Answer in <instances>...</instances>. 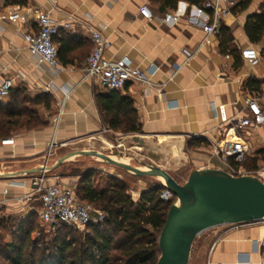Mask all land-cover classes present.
<instances>
[{
  "label": "crops",
  "instance_id": "crops-1",
  "mask_svg": "<svg viewBox=\"0 0 264 264\" xmlns=\"http://www.w3.org/2000/svg\"><path fill=\"white\" fill-rule=\"evenodd\" d=\"M207 1L214 0H201L199 4L179 0L176 9H163L152 0H0V81L12 77L14 89H23L31 97H50L48 108L43 103L37 107L45 125L0 138V174H13L0 177V216L22 223L38 215L41 193L34 182L42 176L44 166L52 168L80 143L93 144L80 150H101L99 140L108 142L110 136L143 139L156 152L153 156L159 163L154 164L163 168V153L181 147L185 151L182 165L192 162L193 169L227 171L232 166L240 175L254 174L264 180V56L257 65L242 57V50L248 47L261 51L260 44L249 40L245 23L250 14L260 11L264 0H253L243 12L233 13L231 8L229 14L218 18V23L233 33L229 46L240 53L239 67H235L232 55L221 51L219 34L212 37L211 44L204 42V24L215 21L212 11L205 7ZM143 4H149L152 19L141 16ZM221 5L226 7L228 3ZM29 8L48 12L58 25L54 42L62 70L41 62L29 51L25 35L38 30L34 19L9 20L13 11ZM169 11L180 14L177 24L164 22ZM92 30H99L106 38L108 58L127 57L142 70L153 64L159 66L151 76L153 85L130 82L118 90L119 95L132 98L140 132L109 126L107 117L112 113L101 102L114 103L117 97L110 98L112 89L103 88L82 71L94 46ZM251 79L258 81L251 85L254 89L248 86ZM160 85L162 92L157 90ZM247 96L258 99L263 110L259 118L247 109ZM9 101L10 96L0 102ZM242 117H250L253 122L237 130L233 122ZM228 140L247 144L249 157L245 162L230 159L227 164L214 152L216 144ZM51 142L55 147L50 148ZM78 162L81 160H74ZM96 163V176L104 178H99L95 186L103 190L115 175ZM66 166L64 162L46 172L43 186L61 182L77 188L80 177L64 170ZM148 187L140 180L131 187L132 198L138 200ZM205 240L190 258L192 264H247L248 259L264 264V221L214 227Z\"/></svg>",
  "mask_w": 264,
  "mask_h": 264
},
{
  "label": "trees",
  "instance_id": "trees-1",
  "mask_svg": "<svg viewBox=\"0 0 264 264\" xmlns=\"http://www.w3.org/2000/svg\"><path fill=\"white\" fill-rule=\"evenodd\" d=\"M163 9H176L179 0H152ZM201 0H193L200 3ZM253 0H236L233 13L243 12ZM245 32L253 44L261 45L264 56V2L260 11L248 16ZM220 48L235 59V67L241 65L240 53L231 49L233 33L225 24L219 27ZM257 80L248 81L252 88ZM12 88L10 101L0 102V138H8L12 133L23 129L43 126L46 122L39 115L38 105L50 106L49 95L31 97L23 89ZM254 89V88H252ZM256 89V88H255ZM119 89H112L114 103H102L111 111L107 117L109 126L123 132H140L133 100L127 95H119ZM74 175L80 177L76 188L79 200L90 203L95 210L105 213L102 220L89 224V231L75 234L77 230L60 225L54 231L51 248L49 242L44 250L37 238L36 216L22 223L0 216V259L4 264H157L161 250L159 236L164 227L168 212L176 197L165 201L160 197L162 184H152L142 192L138 200L129 193L127 183L113 176L108 186L97 189L94 181L95 170ZM42 253L39 248L41 246ZM51 249V250H50ZM49 251H52L51 253ZM45 253V254H43ZM55 255V257H52ZM1 262V261H0Z\"/></svg>",
  "mask_w": 264,
  "mask_h": 264
},
{
  "label": "built area",
  "instance_id": "built-area-1",
  "mask_svg": "<svg viewBox=\"0 0 264 264\" xmlns=\"http://www.w3.org/2000/svg\"><path fill=\"white\" fill-rule=\"evenodd\" d=\"M222 2L228 3V6L223 7L221 5ZM235 4L236 0L205 2V7L210 9L215 17V21L206 22L203 26L206 33L205 43L211 44L212 37L219 34L220 24L218 23V18L229 14ZM139 11L142 17L149 20L153 18V12L149 4H143ZM180 17L177 11H169L164 16V22L177 24L180 21ZM31 19L36 21L38 30L25 35L29 51L34 56H37L41 62L52 68L62 70L64 67L60 62L59 50L54 42V36L58 32V25L52 20L50 14L40 10L34 12L29 8L27 10H15L9 15V20L12 22H27ZM91 39L94 46L82 68L86 76L95 78L103 88L107 89L123 90L130 82L153 85L151 76L158 70V65L153 64L149 69L142 70L135 67L127 57L120 60H112L105 54L107 40L99 30L91 31ZM242 57L253 65L259 64L262 60L261 51L256 47L243 49ZM14 83V78L12 77H6L0 81V101H4L9 97ZM157 90L162 92L163 86H157ZM244 103L252 116L259 118L263 114V110L256 97L247 96L244 99ZM252 122L253 120L250 117H242L237 118L233 124L237 130H243L251 126ZM55 145L54 142H51L50 148L55 147ZM214 152L227 164L230 159L234 162L243 163L249 157V148L243 140H228L224 144H216ZM43 169L42 176L37 178L34 183L41 193L40 218L44 223L52 227L60 225L86 227L104 218L105 213L103 211L95 210L90 203L79 200L76 195V188L61 182H56L47 187L43 186L46 178L45 174L49 169L48 165L46 164ZM229 169L230 173L240 175V171L232 166ZM160 197L165 201H169L176 196L171 190L163 188ZM94 210L98 214L96 220L92 216ZM260 221H264V219ZM246 263L254 264L250 259Z\"/></svg>",
  "mask_w": 264,
  "mask_h": 264
},
{
  "label": "water",
  "instance_id": "water-1",
  "mask_svg": "<svg viewBox=\"0 0 264 264\" xmlns=\"http://www.w3.org/2000/svg\"><path fill=\"white\" fill-rule=\"evenodd\" d=\"M82 155L101 159L136 176L155 174L163 179V187L175 194L176 200L159 236L161 254L157 264H189L195 239L207 229L264 219V180L257 175H235L220 168H196L185 183H180L168 170L152 162H142L141 169L95 150L69 152L47 171ZM12 175L0 174V177Z\"/></svg>",
  "mask_w": 264,
  "mask_h": 264
},
{
  "label": "rangeland",
  "instance_id": "rangeland-1",
  "mask_svg": "<svg viewBox=\"0 0 264 264\" xmlns=\"http://www.w3.org/2000/svg\"><path fill=\"white\" fill-rule=\"evenodd\" d=\"M258 47V45H257ZM260 47V46H259ZM129 136H110L108 139V142H103L101 143V141L99 140L98 145H101V150H95V151H99V152H103L105 154L110 155L113 159L115 160H121V161H127L129 164L133 165V166H137L140 168H143V164L142 162H146V163H159V160L155 159L153 154L156 153L154 151H152V149H149L147 147V144L144 142L142 145H138V146H129V145H125L124 141L129 139ZM137 136V135H134ZM140 137V136H139ZM127 138V139H126ZM143 140V139H142ZM91 142H84V143H80L78 145H73L71 147V149H69V152H73V151H77L80 150L83 147H91ZM162 151L165 149L164 147L161 148ZM151 150V152H150ZM172 150H167V152L163 153V162H164V167L165 169H167L180 183H185L186 180L189 177L190 172L193 170V163L191 162L188 165H182V163L185 160V157L183 155V162H181L179 165L175 166L173 160L170 158L171 156V152ZM188 151V150H187ZM67 152V153H69ZM185 151L184 150H180V153L183 154ZM66 153V154H67ZM166 158L168 159V161L166 160ZM81 160V162L78 163H74V160ZM83 160V161H82ZM96 162H100L101 166L105 168V171L111 172L113 173L115 176L123 179L128 187H129V193L132 194L131 191V187L133 185H136L140 182V180H142L143 182L147 183L149 186L152 184H162V180L159 176L157 175H146L148 177H138L136 175H133L131 172H129L128 170H125L124 168H121L119 166H115V165H111L108 164L106 162H104L101 159L95 158V157H91V156H78L75 157L69 161H66L67 166L65 167L64 170L66 171H70V172H76L77 170L81 171V172H86L88 170H93L96 168H98V164ZM166 162H168L169 164H167ZM76 167L78 169H76ZM104 172V171H102ZM94 181L97 182V180H99V178H104V175H97L96 173L94 175ZM40 205H42V202L40 201ZM93 219L96 220V218H98V214L97 212L94 210L92 213ZM36 231L37 233L35 234V238H37V240L39 241V243L43 246L44 245V250L46 249V245L47 242H49V248H51V243H52V239L54 237V231H56V227H52L46 223H44L41 218H40V213L36 216ZM75 230H77L75 232V234L79 233V234H84L86 232L89 231V226L86 227H72ZM213 230V228L207 229L204 232H202L199 236H197V238L195 239L194 243H193V247H192V251H191V255L190 258H192V256H195V253L198 251L199 247L202 245L201 243H204L205 237L208 236L209 233H211ZM40 245V246H41ZM39 248V253H42V248ZM51 250V249H50ZM50 253L52 251H49ZM45 254V253H43ZM52 257H55V255H53ZM0 264H4L2 262V260L0 259ZM189 264H192L191 259L189 260Z\"/></svg>",
  "mask_w": 264,
  "mask_h": 264
},
{
  "label": "bare ground",
  "instance_id": "bare-ground-1",
  "mask_svg": "<svg viewBox=\"0 0 264 264\" xmlns=\"http://www.w3.org/2000/svg\"><path fill=\"white\" fill-rule=\"evenodd\" d=\"M124 144L125 145H129V146H138V145H142L143 143H142L141 139L140 140H135L134 138H131V139L129 138V139L125 140ZM178 146H179V144H178ZM180 149H181V147H180ZM180 149L179 148H174L173 151L171 152L170 158L173 160L175 166H177L181 162H183V154L180 153ZM161 180H163V179L161 178Z\"/></svg>",
  "mask_w": 264,
  "mask_h": 264
}]
</instances>
